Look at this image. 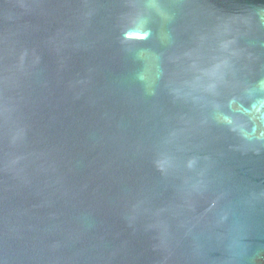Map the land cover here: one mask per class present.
<instances>
[{
  "label": "water",
  "instance_id": "obj_1",
  "mask_svg": "<svg viewBox=\"0 0 264 264\" xmlns=\"http://www.w3.org/2000/svg\"><path fill=\"white\" fill-rule=\"evenodd\" d=\"M0 264H264V0H0Z\"/></svg>",
  "mask_w": 264,
  "mask_h": 264
}]
</instances>
